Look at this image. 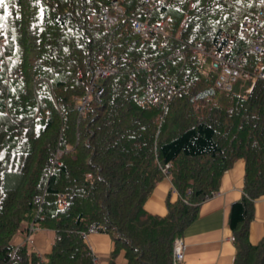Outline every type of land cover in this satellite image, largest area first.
I'll use <instances>...</instances> for the list:
<instances>
[{"label":"trees","instance_id":"obj_1","mask_svg":"<svg viewBox=\"0 0 264 264\" xmlns=\"http://www.w3.org/2000/svg\"><path fill=\"white\" fill-rule=\"evenodd\" d=\"M108 1L0 4V264L11 254L39 263L25 244L13 252L25 221L55 232L40 264H94L82 234L91 224L112 239L108 264L121 249L128 264H172L174 238L237 157L245 164L228 212L231 264H264V235L248 239L254 199L264 191V78L243 97L216 88L205 60L175 53L180 38L210 44L225 30L232 53L244 52L243 66L261 59L264 73V57L245 50L238 33L255 4L163 0L148 21L166 19V36L145 38L129 20L143 16L139 0H121L125 15L109 26L88 20ZM112 55L115 70L94 79L78 111L92 69ZM149 77L176 88L165 108L137 101ZM164 176L178 195L167 193L164 214L151 213L144 201Z\"/></svg>","mask_w":264,"mask_h":264},{"label":"built area","instance_id":"obj_2","mask_svg":"<svg viewBox=\"0 0 264 264\" xmlns=\"http://www.w3.org/2000/svg\"><path fill=\"white\" fill-rule=\"evenodd\" d=\"M143 4L144 13L142 17H130L132 28L135 32L142 35V37L148 38L152 33L158 32L166 36L165 27L166 19H159L155 21H148L150 11L163 0H139ZM255 4V9L252 12V16H245L239 23L238 33L247 39L245 44V50L254 52L258 56L264 57V0H250ZM125 15L124 7L121 4V0H109L108 3L101 6L97 12L88 14V20L92 22L102 23L106 26L116 22L120 17ZM3 41L0 40V43ZM180 42L184 44L181 48L175 49V53L184 54L185 50L189 51V54L195 56L196 59H202L206 61L207 69L213 74V85L222 90H231L233 88V81L236 79L242 80V88L244 93H247L253 83L258 78H264L262 71L263 61L258 59L251 69L245 68L242 64L245 55L244 52L232 53V46H234V40L232 36L225 30L219 32L218 38L215 42L205 44L199 40H185L180 38ZM231 54V55H229ZM111 62L105 65L95 66L90 75V82L87 93L78 98L76 101V108L81 111L87 101L88 91L93 90V81L98 77H105L111 71L115 70L117 61L115 56H111ZM142 65H146L143 62ZM135 78V72L129 73L128 84ZM245 82L247 84L244 86ZM103 88L100 86L96 90V95L102 92ZM176 93V88L168 81L162 79L161 81L152 80L148 78V82L143 89L142 94L137 97L139 103H147L150 105H157L165 108L168 100ZM169 162L165 166H169ZM38 228L30 222L22 223L18 232L22 234L23 241L26 242L30 239L32 234L36 232ZM97 230L94 224L88 226L86 230L82 232L86 237L90 232ZM22 244V241L15 243L13 246V252ZM185 244L182 236L174 238L172 243V264H177L183 257V250ZM38 257L37 264H40L45 260L43 254H36ZM92 259L95 261L96 255L92 252ZM11 263L7 264H24L22 263L21 256L10 255ZM31 262L30 256H27V263Z\"/></svg>","mask_w":264,"mask_h":264},{"label":"crops","instance_id":"obj_3","mask_svg":"<svg viewBox=\"0 0 264 264\" xmlns=\"http://www.w3.org/2000/svg\"><path fill=\"white\" fill-rule=\"evenodd\" d=\"M244 164V158L237 157L221 174L217 191L201 202L196 218L181 235L185 247L183 257L177 264H231L234 245L227 222L228 212L230 204L240 196ZM167 193L170 194L171 200L178 195L169 177L164 176L152 188L144 201V208L151 213L164 214L166 212L164 200ZM263 235L264 191L254 199L248 239L251 243H255ZM54 238L53 229L41 228L26 242L27 250L36 254H46L50 251ZM21 241L24 242L21 233H15L11 239L12 243ZM85 241L96 255L94 264H108V254L113 246L110 235L103 230H97L89 233ZM123 253L124 250L121 249L114 259V264H128Z\"/></svg>","mask_w":264,"mask_h":264},{"label":"rangeland","instance_id":"obj_4","mask_svg":"<svg viewBox=\"0 0 264 264\" xmlns=\"http://www.w3.org/2000/svg\"><path fill=\"white\" fill-rule=\"evenodd\" d=\"M246 84H247V82H245L244 86ZM232 85H233V88L232 89L241 90L242 89V86H243L242 80L236 79V80L233 81Z\"/></svg>","mask_w":264,"mask_h":264},{"label":"snow or ice","instance_id":"obj_5","mask_svg":"<svg viewBox=\"0 0 264 264\" xmlns=\"http://www.w3.org/2000/svg\"><path fill=\"white\" fill-rule=\"evenodd\" d=\"M4 3V0H0V4H3Z\"/></svg>","mask_w":264,"mask_h":264}]
</instances>
